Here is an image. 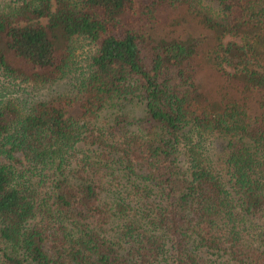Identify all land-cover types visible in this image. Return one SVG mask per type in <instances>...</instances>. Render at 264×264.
Masks as SVG:
<instances>
[{"label":"trees","instance_id":"16d2710c","mask_svg":"<svg viewBox=\"0 0 264 264\" xmlns=\"http://www.w3.org/2000/svg\"><path fill=\"white\" fill-rule=\"evenodd\" d=\"M0 264H264V0H0Z\"/></svg>","mask_w":264,"mask_h":264},{"label":"rangeland","instance_id":"374dc122","mask_svg":"<svg viewBox=\"0 0 264 264\" xmlns=\"http://www.w3.org/2000/svg\"><path fill=\"white\" fill-rule=\"evenodd\" d=\"M87 47H88V45H87Z\"/></svg>","mask_w":264,"mask_h":264}]
</instances>
